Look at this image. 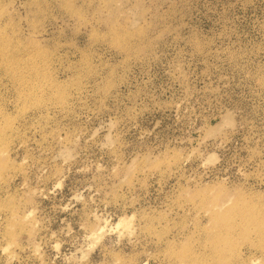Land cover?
<instances>
[{
	"label": "rangeland",
	"instance_id": "1",
	"mask_svg": "<svg viewBox=\"0 0 264 264\" xmlns=\"http://www.w3.org/2000/svg\"><path fill=\"white\" fill-rule=\"evenodd\" d=\"M0 264H264V0H0Z\"/></svg>",
	"mask_w": 264,
	"mask_h": 264
}]
</instances>
